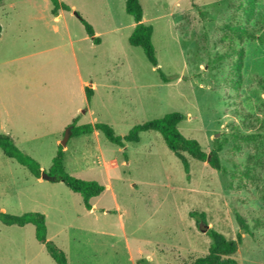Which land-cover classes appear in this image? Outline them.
<instances>
[{"label":"rangeland","instance_id":"1","mask_svg":"<svg viewBox=\"0 0 264 264\" xmlns=\"http://www.w3.org/2000/svg\"><path fill=\"white\" fill-rule=\"evenodd\" d=\"M249 1L139 0L164 82L142 49L128 43L134 22L124 0H59L71 11L56 21L49 0H1L0 94L15 110L7 129L44 171L56 152L50 144L60 145L75 117L78 126L104 123L122 137L179 112L184 137L206 153L222 144V170L186 156V175L156 132L119 147L99 131H69L66 172L105 188L90 200V212L63 183L37 186L14 161V184L8 178L0 186L3 212L43 214L47 238L69 264H191L208 253V229L228 240L240 234L231 256L237 264H264V0H253L252 11ZM91 85L87 101L83 90ZM29 94L40 98V118L20 117ZM92 154L117 167H84ZM193 211L204 212L206 224L196 226ZM0 264L55 263L33 225L0 223Z\"/></svg>","mask_w":264,"mask_h":264},{"label":"trees","instance_id":"2","mask_svg":"<svg viewBox=\"0 0 264 264\" xmlns=\"http://www.w3.org/2000/svg\"><path fill=\"white\" fill-rule=\"evenodd\" d=\"M50 2L52 5L51 14L54 16L57 15V11L60 9L70 11L69 6L60 3L59 0H50ZM249 3L251 6L250 11H252L254 1L250 0ZM124 10L126 14L132 17L135 23V26L128 37V43L132 47L141 48L150 65L156 68V71L164 79V82H167L160 69L157 68L158 61L151 40L153 27L142 22L143 10L139 0H124ZM77 17L84 27L87 37H89L94 44H99V39L94 36L92 26L80 16L77 15ZM1 31L2 28L0 25V35ZM237 68H239V65ZM84 92L86 100L90 101L93 95V90L85 87ZM184 119L185 116L182 113L172 112L161 118L135 125L125 136L121 137L115 135L112 127L107 124L96 123L93 125L87 124L78 126L76 125L77 118H75L69 126L70 137L88 135L96 130L101 132L108 142L122 147L125 143H138L140 141L141 133L153 131L162 137L167 149L181 162L186 175L189 173V163L186 156L201 163L206 162L214 170H222L219 161V152L222 150V144L217 143L209 153H206L196 140L188 139L180 133L178 124ZM0 149L6 157L14 159L18 164L26 167L33 177L41 178V174L46 173L53 178L50 182H61L71 192L79 194L82 198V204L87 211L91 210L90 200L99 196L105 189L104 186L96 181L82 180L69 175L64 169V151L61 145H58L56 154L52 159L48 171L41 170L39 164L34 159L21 152L15 146L13 139L9 135H0ZM189 216L194 220L198 227L201 224H206V215L204 212L193 211L189 213ZM236 217L239 226L242 229L247 230L243 218L239 215ZM0 222L5 226L23 227L27 224L33 225L35 228L36 240L44 246L45 251L54 263L69 264L64 251L55 243L47 239L45 216L43 214L38 212H28L16 216L7 214L0 209ZM205 234L210 240L208 253L205 256L195 258L191 264H237L231 256L237 251L238 246L241 243L240 234L237 235L236 240H228L214 229H208Z\"/></svg>","mask_w":264,"mask_h":264},{"label":"crops","instance_id":"3","mask_svg":"<svg viewBox=\"0 0 264 264\" xmlns=\"http://www.w3.org/2000/svg\"><path fill=\"white\" fill-rule=\"evenodd\" d=\"M50 1V0H49ZM51 3V2H50ZM52 6V5H51ZM70 8V7H69ZM52 9V8H51ZM51 9H50V14H51ZM70 11H71V8H70ZM64 12H66V11H64V10H58L57 11V15H52L53 17H54V21H56V20H58V19H60V18H62V16L61 15H63V13ZM134 22V21H133ZM82 25V24H81ZM132 26H133V28H134V26H135V23L134 24H132ZM84 28V27H83ZM93 28V27H92ZM94 30V29H93ZM133 30V29H132ZM84 32H85V30H84ZM132 32V31H131ZM131 34V33H130ZM85 35H86V33H85ZM94 36L95 37H97L96 36V33H95V31H94ZM86 37H87V35H86ZM88 39H90L89 37H87ZM91 40V39H90ZM92 41V40H91ZM91 87V89L93 90V85H91L90 86ZM84 89H85V87H84ZM84 91V90H83ZM21 93H19V95H20ZM84 94H85V92H84ZM2 94H0V135H9L12 139H13V141H14V144H15V146L17 147V145H16V142H17V137H16V135H15V133H13V131L11 130V129H7V122H9L10 121V118L13 116V114H12V112L11 111H15V110H10L9 109V99L8 98H5V99H3L2 98V96H1ZM24 95V94H23ZM93 96V95H92ZM86 97V96H85ZM92 98V97H91ZM40 98L39 97H36L34 94H29V96H27L26 98H25V103H26V101H28V103H26V104H20V106H19V113L21 114L20 115V117H23V118H25L26 116H29V117H31V118H34V119H36V118H40V116H41V114H42V112H43V108H42V105L41 104H36V101H38ZM91 100V99H90ZM12 109H14V108H12ZM75 118H77L78 119V117H75ZM75 118H73L72 119V121L75 119ZM39 120V119H38ZM95 131L96 130H94L91 134H88L87 136H91V135H93V134H95ZM87 144V146H89V143H86ZM58 145H59V140L58 139H56L52 144H50V146H49V151H51V152H53V150L54 151H57V148H58ZM51 147V148H50ZM18 148V147H17ZM21 152H23L24 154H26V155H28V156H30L29 154H31V152L30 151H27V150H25V149H22V147L20 148H18ZM63 151H64V160H65V157H66V155H65V153H66V147H63ZM55 154H56V152H55ZM3 155V156H2ZM55 156V155H54ZM53 156V157H54ZM2 157H4V158H2ZM31 157V156H30ZM32 158V157H31ZM3 159H6V160H3ZM103 158H101L100 157V155L98 154V155H93L92 154V157H90V159H89V157L88 158H84V160H85V162H83V165H84V167H87V168H89V167H98V166H100V165H102L103 167H104V170L105 171H108L109 169H114V168H116L117 167V161L116 160H112V161H110V164H106V162H104V160H102ZM64 160H63V165H64ZM5 161V162H4ZM13 161L14 162H16L14 159H10V158H8V157H6L4 154H3V152L1 151V149H0V186L2 187V185H3V183L1 184V182L2 181H4L5 179H10V182H12V184H14V180H13V178H12V175H15L16 174V170H17V166H15V164H12L13 163ZM52 162V161H51ZM6 164V167H3V164ZM17 163V162H16ZM18 164V163H17ZM18 165H20V164H18ZM21 166V165H20ZM50 166H51V164H50ZM22 167H24V166H22ZM41 168V170H43L44 171V169L42 168V167H40ZM50 168V167H49ZM48 168V169H49ZM64 169H65V166H64ZM28 170V169H27ZM66 171V170H65ZM29 172V171H28ZM29 174H30V172H29ZM31 175V174H30ZM4 176V178H3V180H1L2 179V177ZM30 180L29 181H35V185H41L40 187H42V188H44L42 185H44V183H50V181H46V180H43L42 178H35V177H33L32 175H31V178H29ZM10 184V183H9ZM8 184V185H9ZM105 190V189H104ZM91 207H92V205H91ZM0 209H2V211H5L2 207H0ZM93 211H95V209H93ZM88 212H90V211H88ZM1 223V222H0ZM2 224V223H1ZM28 225V224H27ZM26 226V225H25ZM25 226H23V227H25ZM7 227H11V226H7ZM16 227H18V226H16ZM23 227H19V228H23ZM34 230H35V228H34ZM48 239V238H47ZM49 240V239H48ZM38 242V241H37ZM39 243V242H38ZM40 244V243H39ZM42 245V244H41ZM43 246V245H42ZM44 247V246H43ZM44 250H45V248H44ZM47 253V252H46Z\"/></svg>","mask_w":264,"mask_h":264},{"label":"water","instance_id":"4","mask_svg":"<svg viewBox=\"0 0 264 264\" xmlns=\"http://www.w3.org/2000/svg\"><path fill=\"white\" fill-rule=\"evenodd\" d=\"M69 131H70L69 129L66 130L64 140L61 141V143H60V145L63 146V147L65 146L66 141H67V139H68ZM41 178H42L43 180H46V181H51V180L53 179L52 177H50V176L47 175L46 173H42V174H41Z\"/></svg>","mask_w":264,"mask_h":264}]
</instances>
